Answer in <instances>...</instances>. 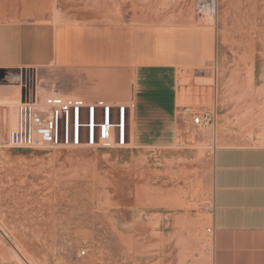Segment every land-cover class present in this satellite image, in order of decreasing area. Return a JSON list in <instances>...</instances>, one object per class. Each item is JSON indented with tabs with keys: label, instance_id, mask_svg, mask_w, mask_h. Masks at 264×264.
<instances>
[{
	"label": "rangeland",
	"instance_id": "obj_1",
	"mask_svg": "<svg viewBox=\"0 0 264 264\" xmlns=\"http://www.w3.org/2000/svg\"><path fill=\"white\" fill-rule=\"evenodd\" d=\"M65 3L69 14L93 15L99 21L140 16L146 24L187 21L212 30L217 52L209 69L210 84L216 83L217 76L219 91L211 92L210 111L216 120L225 113L226 120L242 121L241 131L247 138L264 141V25H258L257 32L227 31L230 39L224 45L217 38L221 9L252 8L260 14L264 0H219L214 24L195 17L192 0ZM1 82L18 86L11 88L12 97H0V106L10 107L6 112L10 129L20 101L17 96L21 97L25 85L41 99L50 94L74 98L59 92L72 82L59 83L55 72L19 70ZM206 130L212 131L213 126L189 127L172 149L131 145L123 149H11L5 146L3 134L0 229L4 240L19 248L32 264H210L206 220L213 141L212 137L204 140Z\"/></svg>",
	"mask_w": 264,
	"mask_h": 264
},
{
	"label": "crops",
	"instance_id": "obj_2",
	"mask_svg": "<svg viewBox=\"0 0 264 264\" xmlns=\"http://www.w3.org/2000/svg\"><path fill=\"white\" fill-rule=\"evenodd\" d=\"M65 2L0 0V97H12L11 88H18L1 82L15 71L55 72L59 83L72 82L60 88L64 96L131 103L128 146L137 149H172L189 127L213 126L203 132L204 140L213 141L206 220L212 231L210 264H264V141L247 138L242 121L226 120L225 113L216 120L210 111L211 92L219 91L217 76L210 84L214 32L187 21L146 24L140 16L99 21L69 14ZM258 25H264V10L225 7L218 14L217 38L224 45L227 31L257 32ZM185 107L210 115L212 122L196 127ZM9 110L0 106V140L10 131ZM11 250L0 232V264H18Z\"/></svg>",
	"mask_w": 264,
	"mask_h": 264
},
{
	"label": "built area",
	"instance_id": "obj_3",
	"mask_svg": "<svg viewBox=\"0 0 264 264\" xmlns=\"http://www.w3.org/2000/svg\"><path fill=\"white\" fill-rule=\"evenodd\" d=\"M197 19L212 23L217 13L218 0H192ZM132 104L110 105L86 102L82 98L67 100L58 94L44 98L28 85L23 87L15 107V124L8 132L6 144L11 149L88 148L123 149L129 145L128 113ZM183 113L192 123L204 128L212 122L208 114H197L190 107ZM209 237L211 229L206 230ZM85 253L82 252V255Z\"/></svg>",
	"mask_w": 264,
	"mask_h": 264
},
{
	"label": "bare ground",
	"instance_id": "obj_4",
	"mask_svg": "<svg viewBox=\"0 0 264 264\" xmlns=\"http://www.w3.org/2000/svg\"><path fill=\"white\" fill-rule=\"evenodd\" d=\"M216 16H217V13H216ZM216 16H215V18H214V23H215V21H216ZM213 23V24H214ZM183 93H184V90L183 89H181V91H180V97H182V95H183ZM19 99H20V96H19V94H18V96H17V100L19 101ZM9 115L10 114H8L7 115V117L9 118ZM7 118V119H8ZM14 124H15V115H14ZM14 127V126H13ZM13 129V128H12ZM11 130V129H10ZM214 131V130H213ZM139 137V136H138ZM0 232H1V229H0ZM11 259L13 260V261H15V262H17L18 264H32L28 259H27V257L23 254V252L19 249V248H17V247H14V246H12V250H11Z\"/></svg>",
	"mask_w": 264,
	"mask_h": 264
}]
</instances>
